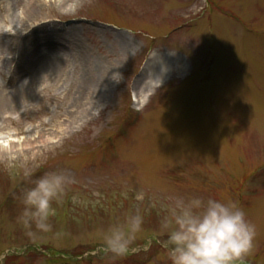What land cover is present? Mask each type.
Returning a JSON list of instances; mask_svg holds the SVG:
<instances>
[{
	"label": "rangeland",
	"instance_id": "obj_1",
	"mask_svg": "<svg viewBox=\"0 0 264 264\" xmlns=\"http://www.w3.org/2000/svg\"><path fill=\"white\" fill-rule=\"evenodd\" d=\"M25 168L73 180L50 232L20 220ZM195 197L238 202L264 264V0H0V264H171L162 221Z\"/></svg>",
	"mask_w": 264,
	"mask_h": 264
},
{
	"label": "clouds",
	"instance_id": "obj_2",
	"mask_svg": "<svg viewBox=\"0 0 264 264\" xmlns=\"http://www.w3.org/2000/svg\"><path fill=\"white\" fill-rule=\"evenodd\" d=\"M116 78V74L113 75ZM14 156L5 165L15 167ZM24 178L34 186L23 192L24 209L20 220L25 228L41 232L52 231L51 218L61 205L71 177L62 171L46 172L32 179L34 173L25 168ZM143 216L139 210L125 218L123 223H114L104 238L108 252L124 257L130 251L135 234L141 231ZM167 234V256L171 264H245V258L252 252L255 226L248 220L245 211L234 200L206 201L200 197L178 202L172 217L161 224Z\"/></svg>",
	"mask_w": 264,
	"mask_h": 264
},
{
	"label": "bare ground",
	"instance_id": "obj_3",
	"mask_svg": "<svg viewBox=\"0 0 264 264\" xmlns=\"http://www.w3.org/2000/svg\"><path fill=\"white\" fill-rule=\"evenodd\" d=\"M67 1H76V0H67ZM33 3V4H32ZM34 5H36V3L35 2H31V4H30V6L32 7V6H34ZM23 61H24V63H26L27 61L28 62H31V60H29V56H28V58L25 60V59H23L22 61L20 60V63H23ZM33 63H31V65H32ZM46 74V73H45ZM48 76L49 75H45V77L46 78H48ZM151 80L152 81H149V82H147L148 81V79L147 80H145L144 82H143V80H142V85L140 84L139 85V82H141V80H139L138 81V83H137V85H138V87L137 88H139V91H137V89H136V91L140 94V95H144V96H146V97H149V95H151L152 94V91H153V89H150V88H154L155 89V86H157V85H155V84H153V82H154V78H151ZM155 83V82H154ZM148 87H149V89H148ZM147 89H148V92H147ZM146 100L147 99H145L143 102H142V104H144L145 102H146Z\"/></svg>",
	"mask_w": 264,
	"mask_h": 264
}]
</instances>
